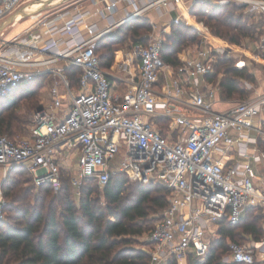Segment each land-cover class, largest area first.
Segmentation results:
<instances>
[{"label":"built area","instance_id":"obj_1","mask_svg":"<svg viewBox=\"0 0 264 264\" xmlns=\"http://www.w3.org/2000/svg\"><path fill=\"white\" fill-rule=\"evenodd\" d=\"M32 1L0 0V23ZM195 1L107 0L111 14L124 3L132 11L105 29L85 28L84 15L67 12L0 50V98L25 80L52 78L50 101L32 112L29 135L0 134V165L6 175L15 166L25 167L36 186L50 184L55 191L62 187L70 156L78 158L71 177L75 187L88 179L103 187L116 173L162 182L170 189L169 206L149 233L150 264L172 259L187 264L190 257L204 261L220 237L219 222L238 224L248 208H256L263 217L262 237L229 242L225 261L264 264V92L217 108L221 84L209 79L216 62L213 45H199L174 67L162 57L161 35L138 41L121 52L122 75L104 68L97 53L103 36L151 11L178 12L165 25L166 33L173 23L192 22ZM203 1L236 2L264 16V0ZM61 19L59 27L55 21ZM246 64L241 59L236 66ZM74 66L82 71L78 89L66 73ZM112 76L126 88H118ZM157 119L168 122L165 133ZM5 206L0 185V221Z\"/></svg>","mask_w":264,"mask_h":264},{"label":"trees","instance_id":"obj_2","mask_svg":"<svg viewBox=\"0 0 264 264\" xmlns=\"http://www.w3.org/2000/svg\"><path fill=\"white\" fill-rule=\"evenodd\" d=\"M230 6L233 9L227 12ZM236 10H245V6L236 2L212 4L196 0L190 13L209 27L214 35L239 46L242 38L250 35L252 28L241 23V15L237 16ZM149 18L132 19L99 40L97 53L104 68L110 67L114 62L117 50L115 47L123 44L126 34H131L130 39L134 43L149 41V33L153 28V21ZM202 29L206 31L207 28ZM191 31H195V28L186 20L172 24L171 32L165 34L162 47V57L167 63L174 67L183 63L179 55L194 38ZM102 48L106 51L102 52ZM229 61L230 58L227 57L215 65L221 64L218 71L223 70L224 73L220 84L222 95L226 99L245 91L240 88V79L252 81L246 66L239 68L228 63ZM81 72L75 66L66 69L71 86L75 89L79 88ZM212 75L209 74L211 81ZM40 77L43 80L51 79L48 74ZM33 79L23 81L13 93L0 98V134L13 137L9 134L12 133V127L16 122L22 121L20 116L9 111L15 108L19 95H32L37 89L43 88L40 81L25 84ZM39 107L40 101L33 112ZM30 122L31 119L28 121L29 126ZM160 129L163 133L166 132V129ZM19 168L24 167H13L2 184L4 186L8 183L3 194L12 198V204L8 208L12 212L10 219L13 221H7V217L5 222L0 221V264H150V242L147 244L148 249L136 248L134 244L138 236L149 230L151 232L155 227L146 225L149 214L157 212V207L166 210L169 206L170 189L162 182L133 181L124 173H116L105 186L100 187L94 180L88 179L81 186L80 201L76 202L69 192L74 185L63 171L62 187L56 192L64 194V199L58 209L55 201L42 206L32 204L29 199L31 189L12 178L13 175H21V171L15 170ZM24 169L29 173L25 182L29 183L33 176ZM131 183H135L134 191L125 195ZM40 188L47 192L54 191L50 184H44ZM100 190L106 203H101L99 196L94 195ZM40 197L44 202L46 197ZM40 197L36 200L39 201ZM262 219L260 210L248 208L238 224H231L227 219L221 220L220 237L212 242L205 261L197 264H235L225 261V256L229 253L228 239L236 238L237 234L242 237L247 234L259 240L263 235ZM238 227L240 232L235 231ZM178 262L180 261L172 259L168 264H179Z\"/></svg>","mask_w":264,"mask_h":264},{"label":"rangeland","instance_id":"obj_3","mask_svg":"<svg viewBox=\"0 0 264 264\" xmlns=\"http://www.w3.org/2000/svg\"><path fill=\"white\" fill-rule=\"evenodd\" d=\"M106 3L107 0H64L60 4L48 7L44 9L38 16H25L23 19L19 21L18 24L14 26H8L3 33L1 34V37H3V40L0 41V50L9 49L11 45H14L15 42H18L22 38L26 37L30 29L34 33H38L41 29H44L46 24L52 20H55L56 17H58L61 14H66L69 12V15H72L74 13H81L84 17L83 19V26L85 28H88L91 25L99 24L98 27L101 28L106 23L110 21H113L116 18H112L110 15L107 14L106 10ZM227 3H233V2H227ZM233 8L230 6L227 10L230 11ZM224 12V13H227ZM236 15H241V23L243 25H247V27H251L252 30L250 32V35L247 37L242 38L241 45L236 46L232 43H230L228 40L223 39L221 37H218L214 35L210 28L207 27L203 22H200L198 19L195 20V22H188L191 25L194 26L195 31H191L192 37H194L188 45L184 49L181 50L179 57L182 59L185 56H193L196 52V49L199 45H206L210 46L213 45L215 56V65L221 61V59L230 58V61L228 63L233 64L236 66L237 62L241 59H246V67L251 74V80L249 79H243L239 80L240 88L245 90L242 94H234V96L230 99H226L224 95H222V90L219 93V97L221 100V103L217 104V108H222L227 105V103H237L242 101L244 98L257 95L259 93L264 92V17L260 15L253 14L251 12H248L246 10H236ZM193 16V15H192ZM140 18H148L147 13L143 16H139ZM151 21H153V17L149 18ZM57 26L61 27L63 25V20H56ZM198 22V25H197ZM166 24L162 25L158 23L153 22V28L152 31L149 33L153 36L149 38L156 37L157 35H161L163 38H165L166 32L163 31ZM206 27V31H204V28ZM114 30H112L110 33H114ZM168 33V32H167ZM210 33V34H205ZM130 33L126 34V38L123 41V44L121 46H116L117 49L115 52V59H118V57L121 55V52L129 45L134 43L132 39H130ZM219 47V50H217L216 47ZM228 50H231L230 54L228 55ZM102 52L106 51L104 48L101 49ZM217 51V52H216ZM213 67V71L211 72L212 75V82L214 84L219 83L222 81L224 77V73L221 71L219 72L218 69L221 67V64L218 66ZM63 66V64H61ZM237 67V66H236ZM219 72V73H217ZM217 73V74H215ZM33 81H40L41 84L43 83L42 89H37L35 94L32 95H26L25 93L19 95V100L15 106L14 109L9 110L14 112L16 115L20 116L22 121L16 122L14 126L12 127V133H9L13 136V138H19L23 136H28L29 134V125L28 121L31 119V114L33 112L34 107L39 103V101L43 100V97L47 96L45 93V90L50 86L51 80L45 79L43 80L40 76L35 77L32 81H27L25 84H30V82ZM247 82L252 83L251 86H248ZM24 84V85H25ZM34 85V84H33ZM26 95V97H24ZM157 128H164L168 129V122L166 120L160 119L155 120ZM77 160L78 158L75 157L74 159H71L69 162H67L66 168H64V175L68 179H70L75 172L76 166H77ZM25 168V167H24ZM19 168L15 169L16 171H21V175H13V179L15 181H20V185H24L25 187H29L31 189L30 191V201L34 205H48L49 201H55L57 204L58 209H60L62 205V201L64 199V194L57 193L54 191H45L42 190L40 187L36 186L32 181L29 183L25 182V179L29 177V173L24 169ZM23 171V172H22ZM7 178V176H6ZM5 178V180H6ZM12 179V180H13ZM4 180V181H5ZM4 183V182H3ZM8 185V183H5V185H2V189L4 191V188ZM134 185L135 183H131L128 186L127 191L125 192V195H129L132 191H134ZM70 197L73 198L76 202L80 201V197L82 194L81 187H71L69 190ZM157 193V192H155ZM95 196H99V199L101 203H106L105 198L103 197L102 190L99 191L98 194H94ZM40 196H44L45 201L43 202L41 200ZM37 197H40V200H36ZM4 198L6 200V206H5V218L1 221H7L12 220L10 219V215L12 212L9 211V208L12 204V198L9 196H5ZM55 199V200H54ZM38 201V202H37ZM9 206V208H8ZM157 212H151L148 216V221L146 222L147 227L151 226L153 227L155 223L158 221L159 218H161L165 210L160 209L157 207ZM7 210V212H6ZM235 231L240 232V227L236 228ZM149 233L150 230L144 233L141 236H138L136 238L135 247L140 249H148V241H149ZM247 235V234H246ZM254 239L252 236L246 237L241 234H237V237L234 239H228V244L231 241H241V242H249V240ZM258 260H262L263 257L258 255ZM205 261V260H204ZM203 261L196 259H193L192 257L189 258L187 264H197ZM179 264H182L181 262H178ZM230 263V262H229Z\"/></svg>","mask_w":264,"mask_h":264},{"label":"crops","instance_id":"obj_4","mask_svg":"<svg viewBox=\"0 0 264 264\" xmlns=\"http://www.w3.org/2000/svg\"><path fill=\"white\" fill-rule=\"evenodd\" d=\"M132 11V7L130 6H127L126 3L124 4H121V7L115 11L114 13H110L108 11L107 14H111L110 16L112 18H116L114 19L113 21H110L108 20V23H106V25H104L103 27L99 28L98 25L99 24H96V26L99 28V29H105L107 28L111 23H114L118 20H120L121 18H123L128 12ZM178 14L177 11H174L173 13L171 14H168V13H164V11H151V12H148L147 13V16L149 17H153V22L155 23H158L159 24H168L172 21L173 17H175L176 15ZM261 16V15H260ZM189 17L191 18V21H194L197 19L196 16H192L190 13H189ZM264 17V16H263ZM193 21V22H194ZM198 23V22H197ZM205 34H210V33H205ZM121 55L118 57V59H115L114 62L112 63V65L110 67H106L107 70H109L110 72H112L113 74L115 75H122L124 74L123 72H121L118 68V61L120 59ZM111 79L116 82L118 88H121V89H125L126 86L123 85V83H121L115 76H112ZM51 80V83H50V86L47 88V90H45V93L47 94V96L43 97V100L40 101V104L41 106L44 105V104H47L49 101H50V87H51V84H52V78L50 79ZM226 107V106H225ZM31 123V122H30ZM29 129H30V126H29ZM29 133H30V130H29ZM29 135V134H28ZM234 156V155H233ZM73 156H70V158L67 160V162H69L71 159H72ZM6 174H5V171H4V168L0 165V185L3 184L5 178H6Z\"/></svg>","mask_w":264,"mask_h":264},{"label":"water","instance_id":"obj_5","mask_svg":"<svg viewBox=\"0 0 264 264\" xmlns=\"http://www.w3.org/2000/svg\"><path fill=\"white\" fill-rule=\"evenodd\" d=\"M52 0H36L29 2L23 6H21L19 9H17L14 13H12L9 17H7L5 20H3L0 23V32L10 23H12L18 16H33L35 14H39L42 12L51 2ZM38 4L37 7L34 9L30 8V5L32 3Z\"/></svg>","mask_w":264,"mask_h":264},{"label":"bare ground","instance_id":"obj_6","mask_svg":"<svg viewBox=\"0 0 264 264\" xmlns=\"http://www.w3.org/2000/svg\"><path fill=\"white\" fill-rule=\"evenodd\" d=\"M62 1H64V0H52L51 2H50V4L46 7V8H48V7H52V6H55V5H58V4H60ZM37 5L38 4H36L35 2L34 3H32L31 5H30V8L31 9H34L35 7H37ZM45 8V9H46ZM41 13V12H40ZM39 13V14H40ZM39 14H35V15H33V16H38ZM21 19H23V17L22 16H18L12 23H10L9 25H7L1 32H0V41L1 40H3V37H1V34L3 33V31L8 27V26H14V25H16V24H18L19 23V21L21 20Z\"/></svg>","mask_w":264,"mask_h":264}]
</instances>
